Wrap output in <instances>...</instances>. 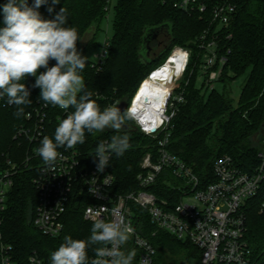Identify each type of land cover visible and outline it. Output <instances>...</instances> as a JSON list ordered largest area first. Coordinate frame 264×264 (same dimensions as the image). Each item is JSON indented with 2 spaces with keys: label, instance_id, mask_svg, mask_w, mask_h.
<instances>
[{
  "label": "trees",
  "instance_id": "trees-1",
  "mask_svg": "<svg viewBox=\"0 0 264 264\" xmlns=\"http://www.w3.org/2000/svg\"><path fill=\"white\" fill-rule=\"evenodd\" d=\"M7 0H0V5ZM175 0H46L38 11L43 19H53L61 8L66 9L67 26L75 27L79 40L77 49L86 57L89 48L96 45V36L112 8V36L108 39L106 59L98 68L87 59L81 72L85 80V91L92 92V99L103 110L121 100H128L138 89L149 73L162 65L174 48L190 52L188 65L180 82L185 101L178 108L168 127L167 149L179 157L201 182L212 183V164L217 158L228 155L246 173H251L260 165L258 154L264 150V0H239L235 18L228 28L219 30L218 46L221 52L229 49L227 63L212 89L198 83V66L206 53L198 48V39L204 32L211 34L208 21L196 14H188L174 6ZM29 6L34 0H28ZM49 9H52L50 12ZM206 17L208 14L205 15ZM0 27H4L0 9ZM94 28L89 42L80 47L84 35ZM160 29L156 40L149 44L148 54L142 52L143 38L150 29ZM161 45L159 54L155 52ZM80 47V48H79ZM154 56V57H152ZM56 62L51 60L49 66ZM41 72L45 69L41 68ZM244 77L236 103L231 98V86L235 80ZM23 83V81H21ZM30 90L31 105L25 113L38 103L40 90L33 88L35 77L24 81ZM50 114L47 135L54 138L59 107L49 104ZM71 111L74 109L69 108ZM14 105H8L6 98L0 99V171L6 159L20 162L26 155L27 146L13 140L16 129L25 122L24 116L16 118ZM55 118V119H54ZM126 132L131 147L123 156L114 154L108 170L114 176L113 193L126 194L138 190L136 176L139 162L154 141L141 135L126 119ZM115 130L106 129L102 133L85 134L82 149L88 148V157L93 156L97 144L110 141ZM21 167L13 177L6 209L3 232L5 241L10 244L15 255L21 260L32 252L40 257L43 264H51L50 254L58 249L66 235L74 239L87 240L92 224L83 220V208L92 203L91 198L80 193L75 187L70 195L63 216L64 229L57 237H47L39 233L32 224L35 214L37 192L31 183L35 176L34 166ZM162 196H168L169 188L158 182ZM177 202L178 195L170 191ZM140 226L139 234L155 249L154 264H187L190 259L200 257L197 248L188 242H181L165 231L149 223L145 213L133 207ZM245 216V241L251 252L254 264H264V181L257 194L243 205ZM91 259L93 251L88 250ZM171 258V262L168 261ZM135 264V259L133 260Z\"/></svg>",
  "mask_w": 264,
  "mask_h": 264
},
{
  "label": "built area",
  "instance_id": "built-area-1",
  "mask_svg": "<svg viewBox=\"0 0 264 264\" xmlns=\"http://www.w3.org/2000/svg\"><path fill=\"white\" fill-rule=\"evenodd\" d=\"M174 6L185 13L206 19L212 29L211 34L204 32L198 39V48L206 51L198 66L199 77L203 87L210 90L219 79L230 53L229 49L223 52L219 50V30L231 25L238 11L239 0H175ZM108 48L109 42L105 37L99 51L94 54V66L100 68L107 57ZM176 49H172L165 62L152 70L139 87L170 61ZM184 51L186 59L180 74L171 78L172 87L159 98L157 109L148 114V119L144 120L142 116L145 115L131 110L139 87L126 108L125 112L132 113L128 120L133 127L154 141L139 162L136 191L119 195L113 193L114 176L108 167L104 172L97 171L98 158L94 156L96 148L89 158L88 148L82 149V145L78 144L73 149L61 147L58 151L62 158L57 159L54 169L44 165L35 150L47 135L50 107L38 103L26 113L25 122L13 135V140L19 145L27 146L26 155L20 162L6 159L5 167L0 171V264H32L31 257L35 258L36 264H43L36 252L23 260L18 258L12 246L5 241L3 232L4 212L13 177L21 167L30 166L33 160L38 163L34 166L36 173L31 179L37 192L32 224L43 236L57 237L62 233L63 216L70 195L77 187L80 193L93 201L83 208L84 221L92 224L99 218V212L105 220H122L132 227L133 232L125 248L136 251L135 264H154L156 251L139 234L140 222L133 207L144 212L149 223L157 229L197 248L200 252L198 264H254L244 238L243 205L257 194L264 181V150L258 154L260 165L251 173L243 172L228 155L217 158L212 164L214 181L205 184L190 167L167 149L170 138L168 127L185 101L183 90L178 85L190 56L188 50ZM59 110L54 116L57 125L60 119L66 118L71 112L70 109L68 112ZM158 182L170 189L168 196H162L163 191L157 187ZM175 190L177 202L170 194V191Z\"/></svg>",
  "mask_w": 264,
  "mask_h": 264
},
{
  "label": "clouds",
  "instance_id": "clouds-1",
  "mask_svg": "<svg viewBox=\"0 0 264 264\" xmlns=\"http://www.w3.org/2000/svg\"><path fill=\"white\" fill-rule=\"evenodd\" d=\"M45 3L46 0H34L29 6L28 0H7L0 5L4 24L0 27V99L6 98L8 105L16 107V118L25 116V107L32 101L24 81L31 76L35 77L32 87L40 90L39 99L45 106L50 104L65 112L74 109L58 121L54 138L44 136L35 150L49 168L54 169L57 159L62 158L58 148L73 149L85 143L86 132L115 130L117 134L110 141H100L95 150L97 171L104 172L113 154L121 157L131 147L124 126L132 113L121 112L117 105L101 110L92 99V92L85 91L81 72L87 58L77 49L78 31L67 26L64 7L53 19H43L38 9ZM51 60L56 63L50 67ZM41 68L45 71L41 72ZM97 216L87 240L64 236L58 249L50 254L51 264H133L136 251L125 248L132 227L122 220H105L99 212ZM89 248L93 251L91 259ZM30 261L36 264L34 257Z\"/></svg>",
  "mask_w": 264,
  "mask_h": 264
},
{
  "label": "bare ground",
  "instance_id": "bare-ground-1",
  "mask_svg": "<svg viewBox=\"0 0 264 264\" xmlns=\"http://www.w3.org/2000/svg\"><path fill=\"white\" fill-rule=\"evenodd\" d=\"M185 59V51L179 48L176 49L170 61L162 69H158L150 79H146L139 87L131 110L145 115L142 116L144 120L148 119V114L153 109H157V103L160 102L159 98L172 87L171 78L180 74Z\"/></svg>",
  "mask_w": 264,
  "mask_h": 264
},
{
  "label": "rangeland",
  "instance_id": "rangeland-1",
  "mask_svg": "<svg viewBox=\"0 0 264 264\" xmlns=\"http://www.w3.org/2000/svg\"><path fill=\"white\" fill-rule=\"evenodd\" d=\"M115 2H116V0H111V6L112 7L114 6ZM112 17H113V13H112V8H111V11L109 12V14L107 16V19L104 20V22L102 23L101 32H99L98 35L96 36V45L94 47L89 48L88 51L86 52L85 56L89 61H92V62L94 61V54H96L99 51V47L101 46V43L103 42L104 38L107 37V39H109L112 36V27H111ZM93 30H94V28L89 30L84 35V37L80 43L81 48L83 46H85L89 42V40L92 38L93 32H94ZM160 50H161V45L157 46L156 52L154 55L155 57L157 56L156 54H159ZM154 56H152V57H154ZM200 78L201 77H199L197 79L198 83H201ZM243 83H244V77H241V78H238L237 80H235L231 86V98H232L234 103H236V101L238 99V96H239V93H240V90H241ZM178 85H180V83ZM168 261L171 262V258H168ZM183 262H184L183 258L179 259L180 264H182ZM187 264H198V262L195 259H190Z\"/></svg>",
  "mask_w": 264,
  "mask_h": 264
},
{
  "label": "water",
  "instance_id": "water-1",
  "mask_svg": "<svg viewBox=\"0 0 264 264\" xmlns=\"http://www.w3.org/2000/svg\"><path fill=\"white\" fill-rule=\"evenodd\" d=\"M161 32V28L160 29H150L147 31L146 35L143 38V46H142V52H144V54H148V52L150 51L149 48V44L156 40L157 37L159 36ZM115 105H117L118 108H120L121 112H125L126 108L128 106V100H121L118 103H116ZM126 124L124 126V129H126Z\"/></svg>",
  "mask_w": 264,
  "mask_h": 264
}]
</instances>
